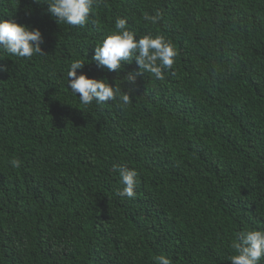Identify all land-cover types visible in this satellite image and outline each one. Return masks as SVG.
<instances>
[{
	"label": "trees",
	"instance_id": "obj_1",
	"mask_svg": "<svg viewBox=\"0 0 264 264\" xmlns=\"http://www.w3.org/2000/svg\"><path fill=\"white\" fill-rule=\"evenodd\" d=\"M42 2L0 0V19L44 41L30 59L0 51V264H231L236 234L264 230V0H97L82 27ZM117 17L174 46L163 79L97 67ZM76 59L130 103L81 105Z\"/></svg>",
	"mask_w": 264,
	"mask_h": 264
},
{
	"label": "clouds",
	"instance_id": "obj_2",
	"mask_svg": "<svg viewBox=\"0 0 264 264\" xmlns=\"http://www.w3.org/2000/svg\"><path fill=\"white\" fill-rule=\"evenodd\" d=\"M41 2V0H36ZM47 11L56 22L71 26H84L90 14L94 13L97 0H43ZM160 13L145 15L144 19L155 24L160 20ZM42 33L39 29L21 25L12 19H0V51L19 58L30 59L33 55H43ZM176 51L170 41L162 35L153 36L151 33L136 38V34L128 30L125 18H116L112 34L106 36L94 47L92 60L97 67L106 68L110 72H119L123 64L138 65L139 71L129 73L125 80L136 83L137 76L145 72L152 74L156 79H163L166 70L172 68ZM85 63L81 59L71 62L67 71V87L73 96L79 94V102L83 106L118 100L121 106H127L131 99L130 93L121 89V86H112L107 79L89 78L86 74H78ZM13 168H20L19 159L9 161ZM120 183L123 185L117 195L132 199L136 195L138 173L126 166H117ZM231 247L235 254L229 257L231 264H262L264 262V230L251 229L236 234ZM157 264H171V260L164 255L155 257Z\"/></svg>",
	"mask_w": 264,
	"mask_h": 264
}]
</instances>
